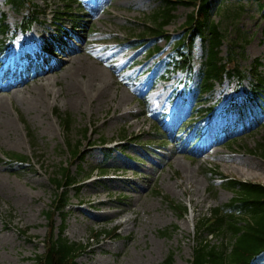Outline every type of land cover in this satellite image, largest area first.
I'll list each match as a JSON object with an SVG mask.
<instances>
[{"label":"rangeland","instance_id":"rangeland-1","mask_svg":"<svg viewBox=\"0 0 264 264\" xmlns=\"http://www.w3.org/2000/svg\"><path fill=\"white\" fill-rule=\"evenodd\" d=\"M29 1L43 17L23 34L15 28L29 7L15 12L0 0V19L10 29L8 50L0 57V89L22 84L13 95L0 92V264H33L43 253L45 212L55 199L49 178L67 163L80 190L66 196L65 216L54 218L55 233L63 225L69 241L86 243L93 231L119 229L117 240L101 238L76 264H164L171 254L172 264H189L195 224L233 197L216 176L264 185V153L257 149L264 146V88L256 86L254 94L250 77L225 80L200 97V39L193 42L192 74L177 72L170 62L192 9L178 6L165 27L174 41L138 39L164 0H75V39L65 43L58 60L25 72L44 39L54 34L51 11L65 4ZM213 4L244 6L237 28L250 43L237 64L248 73L258 61L264 76V1ZM213 20H219L216 13ZM229 35L235 37L232 29ZM154 47L159 52L149 56ZM226 55L225 43L221 57ZM39 74L42 80L35 81ZM66 116L68 131L61 126ZM123 133L139 140L122 154L114 142ZM102 140L111 150L102 149ZM68 141L80 142L81 161L69 163ZM4 153L28 157L30 164L10 165ZM164 197L187 206L188 214L179 218ZM253 264H264V254Z\"/></svg>","mask_w":264,"mask_h":264},{"label":"trees","instance_id":"trees-1","mask_svg":"<svg viewBox=\"0 0 264 264\" xmlns=\"http://www.w3.org/2000/svg\"><path fill=\"white\" fill-rule=\"evenodd\" d=\"M15 10H20L24 5L30 4L29 0H5ZM214 0H164L159 10L150 17L147 28L142 33V38L159 36L170 22L175 18L173 13L178 6L192 8L191 14L182 26V32L178 35L177 42L173 47L174 55L171 62L175 69L190 73L191 51L193 42L199 38L203 43V63L201 69V82L199 87L200 96L209 93L216 82H221L224 77L235 78L243 81L245 72L238 68L236 63L239 58H245V48L250 39L237 28V22L244 13L243 5H214ZM62 11L54 12V25L56 36L46 41L44 50L53 54L57 53L60 41L73 38V32L77 29L73 19H67L75 12L72 9L76 5L75 0H64ZM264 7V4L260 5ZM213 13L219 16L218 21L213 20ZM37 13L32 12L25 18L24 30L29 29L36 21ZM64 16V17H63ZM71 21V30L60 25L62 19ZM4 20L0 21V53L4 49L3 38L6 35ZM233 30L235 37L229 35ZM227 43L228 51L225 58L220 56L221 47ZM158 51V49H155ZM260 63L256 61L253 65L252 77L257 82L256 86L264 88V76L259 71ZM254 94H257L254 90ZM65 130L70 128L68 116L61 119ZM84 133L86 130L83 131ZM83 133V135H84ZM29 137L33 139L32 133L28 131ZM122 139L126 136L122 135ZM68 146L69 153L74 159L80 158V143L76 141ZM104 145L105 142L103 141ZM264 153V146H257ZM5 156L15 162L24 163L26 158L19 155ZM1 162V159H0ZM105 175V172H102ZM221 186L233 193V198L226 205L213 209L210 217H204L198 221L196 226V248L194 249L193 262L191 264H251L256 257L264 252V185L252 182H243L237 179H227L220 176ZM52 184L57 190L64 187L69 188L77 182L68 170L62 168L56 172ZM62 198L55 196L51 211L45 213L48 221L47 236L43 242V253L31 259L33 264H75V260L82 256L91 247L93 241H98L101 236L113 238L117 236L116 229L112 232L95 233L91 235L86 243H75L64 237V226L61 225L55 233L54 216L62 213L65 209V198L67 193H62ZM169 207L179 218L187 213V207H178L174 202L166 199ZM164 234V233H163ZM211 237L218 241L217 245L208 239ZM173 255H169L164 264H172Z\"/></svg>","mask_w":264,"mask_h":264},{"label":"bare ground","instance_id":"bare-ground-1","mask_svg":"<svg viewBox=\"0 0 264 264\" xmlns=\"http://www.w3.org/2000/svg\"><path fill=\"white\" fill-rule=\"evenodd\" d=\"M73 62L69 61L68 65H72ZM43 74H39L37 75V78H35V81H40L42 80ZM2 80H4V76L2 77ZM22 87V84H10L6 89H0V92L2 91L3 93H5L6 95H13L15 91H19V89ZM134 91V90H132ZM98 93H101V91H97Z\"/></svg>","mask_w":264,"mask_h":264}]
</instances>
